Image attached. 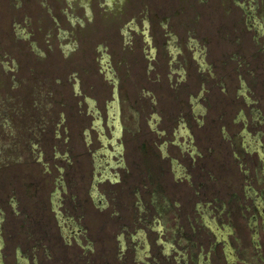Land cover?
<instances>
[{"label":"rangeland","instance_id":"1","mask_svg":"<svg viewBox=\"0 0 264 264\" xmlns=\"http://www.w3.org/2000/svg\"><path fill=\"white\" fill-rule=\"evenodd\" d=\"M0 264H264V0H0Z\"/></svg>","mask_w":264,"mask_h":264},{"label":"flooded vegetation","instance_id":"2","mask_svg":"<svg viewBox=\"0 0 264 264\" xmlns=\"http://www.w3.org/2000/svg\"><path fill=\"white\" fill-rule=\"evenodd\" d=\"M250 21V20H249ZM252 22H254V19L252 18V20H251ZM255 24V23H254ZM202 71H204V70H202Z\"/></svg>","mask_w":264,"mask_h":264}]
</instances>
